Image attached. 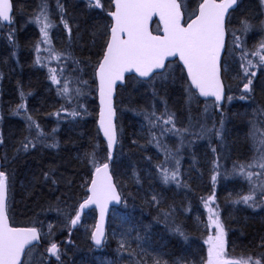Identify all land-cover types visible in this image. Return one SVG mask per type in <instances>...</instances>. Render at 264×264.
I'll return each instance as SVG.
<instances>
[{
	"label": "trees",
	"instance_id": "trees-1",
	"mask_svg": "<svg viewBox=\"0 0 264 264\" xmlns=\"http://www.w3.org/2000/svg\"><path fill=\"white\" fill-rule=\"evenodd\" d=\"M70 1L12 0L13 22L0 23V171L8 177V215L12 225L36 227L42 234L23 264H206L205 241L213 229L205 201L213 194L211 206L226 229L227 258L251 257L264 264V200L258 193L264 182V168L258 166L264 152V65L245 50L255 42L250 35L240 50L230 34L237 63H230L226 52L221 106L197 95L177 61L147 81L131 76L118 87V143L110 169L122 204L109 216L102 248L93 246L90 233L79 235L87 214L94 224V210L71 230L70 220L88 195L92 155L98 164L109 159L97 127L95 78L109 33L100 39L90 34L88 17L96 10L92 0ZM259 1H239L230 16V33L236 24L238 35L244 34L243 22L252 23L248 8H259ZM54 3L70 22L81 20L85 30L82 48L73 37L60 55L52 43L59 59L51 61L43 58L41 32L26 22L43 9L58 26L61 11L51 17ZM152 30L159 32L157 23ZM98 40L102 47L93 55ZM248 60L255 65L249 73H256L250 92L244 90L248 77L241 68ZM21 104L25 107L18 108ZM169 115L173 123L165 124ZM164 169L169 174L178 170L177 179L165 182ZM249 195L253 199L243 203L241 198ZM113 231L120 233L115 237ZM50 243L58 244L59 259L48 254Z\"/></svg>",
	"mask_w": 264,
	"mask_h": 264
},
{
	"label": "snow or ice",
	"instance_id": "snow-or-ice-1",
	"mask_svg": "<svg viewBox=\"0 0 264 264\" xmlns=\"http://www.w3.org/2000/svg\"><path fill=\"white\" fill-rule=\"evenodd\" d=\"M261 2L264 3V0ZM113 3L115 11L108 13L113 19V24L103 57L97 68L101 105L99 126L107 139L109 150L117 143V133L113 124L115 112L112 106V95L117 81L122 82L125 79V73L134 71L140 77H150L155 70L167 67L165 64L167 58L178 56L187 69L191 85L198 90L200 96H212L216 101L222 99L223 84L220 78L219 61L225 42V19L228 10L237 3V0H219V2L202 0L198 4V15H195V18L186 26L182 23L181 6L184 0H180L179 3L177 0H113ZM90 6L102 7L103 5L101 0H92ZM12 10L11 0H0V23L13 22ZM153 16H158L163 24V35H153L149 31V21ZM36 21L42 24L40 31L45 41L50 42L47 30L53 25L43 9L36 17ZM243 23V30L249 31L252 26L247 21ZM64 27L71 31L67 22H64ZM260 50H264V40L260 41L258 50L252 53L258 55L260 63L264 65V54H261ZM246 55L247 53H244V57ZM55 58L59 59V55L57 54ZM250 66H255L251 60H248L246 65L241 64L244 75L248 77L244 84V90L247 92L251 91L250 86L253 82L251 77L256 75L255 72L249 73ZM50 71L55 73L54 69ZM51 79L56 84L60 83L55 74L51 75ZM62 91L64 93L69 91L67 83ZM21 95L23 96V93ZM24 107L23 104L18 106V108ZM28 120L31 121L32 117L29 116ZM164 123H173V115H169ZM36 127L39 128V125ZM260 143L264 145V140ZM23 147L27 150L29 145L24 144ZM110 157L111 152H109ZM91 163L95 168V175L88 189L91 195L80 205V210L70 220V224L73 227L76 226L80 221V211L95 204L100 209L101 223L96 226L92 239L100 245L104 236L102 224L107 205L109 201H119V195L109 173V164H98L94 154ZM252 166V164L248 165V167ZM258 166L264 168V152L261 154ZM244 167V165L240 166L241 174L244 173ZM177 175L178 170L169 174L167 169H164L165 182L170 179L176 180ZM252 175L251 172L247 173L249 180ZM212 180L215 182V175ZM7 182L6 173L0 171V264H21V256L26 246L38 240L39 233L34 227L15 228L9 225L6 213ZM241 199L243 203L248 204L253 197L249 195ZM214 200L213 194L205 201V208L209 213L208 226L215 229V234L209 235L205 241L208 244L206 264H260L259 259L252 262L251 257L227 258L225 229L219 212L211 206ZM47 251L59 259L56 243H52ZM156 264L160 262L157 261Z\"/></svg>",
	"mask_w": 264,
	"mask_h": 264
},
{
	"label": "rangeland",
	"instance_id": "rangeland-1",
	"mask_svg": "<svg viewBox=\"0 0 264 264\" xmlns=\"http://www.w3.org/2000/svg\"><path fill=\"white\" fill-rule=\"evenodd\" d=\"M199 1L200 0H184V4H182V6L184 9L186 18H190L194 15L196 6H197ZM69 2H71V1L68 0L67 3H69ZM101 3L103 6L96 8V10L92 13V18L88 17L89 25H91L89 32H90V34H92V36H97L98 39H100V36H104L105 34H108L109 28L111 26V23H110L111 20L107 16V12H109L111 10V0H105L104 3L103 2H101ZM259 4H260L259 8H255V10L252 8H248V11L252 17V23L250 24L252 26L251 29L249 31H244V34H242L240 36L237 33L238 29L237 30L235 29V26H236V24H235L234 29L231 32L232 36L234 37L233 40L235 41V42H232V45L235 46V48H238L240 50L245 45V42H248L247 41L248 35H250L253 38L250 41H255V42L252 45L250 42H248V45L249 46L251 45V46L250 47L248 46V48L245 49V50H247L248 53L250 52L251 54L254 51L258 50V45L260 43V40H264V24H262V22H264V3H262L260 0ZM85 5L87 6V4H85ZM67 8H69V10H70L69 5L67 6ZM103 9H106V11L103 12ZM58 11H61V10H59V7L57 6V4L54 3V6L51 7V17L57 18ZM241 11L244 12V8H242ZM103 14H105V16ZM38 15L39 14H37L35 16V18H32L31 20L27 21L26 24L28 23L27 26H35L36 25V27L40 31L42 24L37 23V21H36V17ZM106 16H107V18H106ZM58 18H59L58 26H56L55 24H52L53 26L47 30L49 33L48 39L50 42L45 41L42 33L40 35L42 38L41 39V46L42 47L41 46L40 47H41V49H43V52L45 51V56L43 57V58H45V60H48V59L49 60L51 59V61L56 60V58H55L56 53L52 49L53 45L56 47L58 52L60 51V55H63L66 51V48L69 46V43H70L69 41L73 37H75L78 40L79 48H82V46H83V43L80 40L83 37V31L85 30V28L82 27L81 20L80 21L78 20V22H77V20L71 19L72 21L70 22L68 20L69 16L68 15L66 16L62 11H61ZM64 22H67V24L71 30L70 32L68 29L65 30V33H64V31L61 30L60 24L62 26H64ZM69 23L71 25H69ZM87 24H88V22H87ZM71 26H72V28H71ZM53 28H54V32L53 31L51 32V29H53ZM73 28H74V30H73ZM78 29H81V30H78ZM243 29H244V25H243ZM257 40H259V41L257 42ZM52 43H53V45H52ZM63 47H64V49H63ZM101 47H102V41L98 40V43L96 44V48L93 51V55L96 54L100 50ZM234 51L235 50L232 47V49L230 50V53L227 56V60L230 63L233 62L236 64L237 60L235 59L236 57H235ZM262 51L263 50H260L261 54H262ZM253 56L259 57L258 55H253ZM68 94H70V92ZM258 191H259L258 193L262 194L261 199L264 200V182L260 184V189ZM219 216H220V212H219ZM91 220H93V216L87 214V216H85L84 220L81 222L79 235H81L82 237L87 236L88 233H90V235H91V232H92L93 227H94V224H91ZM220 220H221V216H220ZM221 223L223 224L222 220H221ZM212 229H213L212 235H214L215 229L214 228H212ZM224 229H225V226H224ZM119 233L120 232H118V234ZM111 234L114 235L115 237H117L116 235H118L114 231ZM225 241H226V229H225ZM50 245H51V243H50ZM207 248H208V244H207ZM97 257L100 259L103 258V260H104V253L103 254L102 253L97 254Z\"/></svg>",
	"mask_w": 264,
	"mask_h": 264
},
{
	"label": "water",
	"instance_id": "water-1",
	"mask_svg": "<svg viewBox=\"0 0 264 264\" xmlns=\"http://www.w3.org/2000/svg\"><path fill=\"white\" fill-rule=\"evenodd\" d=\"M11 2H12V0H11ZM177 2L179 3L180 1L177 0ZM217 2H219V0H217ZM238 2H239V0H237V3H236L235 5H233V7L230 8V9L228 10V13H227V15H226V19H225V26H226L227 18H228V16H229L230 12L237 8V6H238ZM12 5H13V2H12ZM181 10H182V7H181ZM112 11H115V5H114V3H113V0H112ZM13 12H14V8H13V10H12L11 15H13ZM110 12H111V11H110ZM182 12H183V10H182ZM108 15H109V14H108ZM197 15H198V13H197ZM109 17H110V19H111V26H112V24H113V19H112V17H111L110 15H109ZM194 18H195V16L192 17L191 19H189V20L187 21V23H190L191 20L194 19ZM155 21L159 24V27H160V31H159L158 33L154 32V31L152 30V26H153V23H154ZM184 21H185V14H184V12H183L182 23H184ZM3 23H4L5 25H9L7 22H3ZM187 23H184V25L186 26ZM148 27H149V31H151L153 35H163V24L159 21V17H158V16H153V17H152V19L149 21V25H148ZM110 29H111V27L109 28V35H108V38H109V36H110ZM226 39H227V30H226V32H225L224 48H223V50L221 51V56H220V61H219V65H220V78H221V82H222V84H223V95H222V99H221L220 101H216V100H215V97H212V96L204 97V96H200V95H199L198 90L195 89L194 86L191 85V81H190V78L188 77L187 69L184 67L183 62L179 59L178 56H176V57H169V58H167L166 61H165L166 66H167V64H168L169 62L177 61V62L180 64V66L183 68V70L185 71V74H186L187 80H188L190 86L192 87V89L196 91L197 95H198L202 100H210V99H213V100H215V102H216L218 105H220V106L224 104L225 97H226V88H225V84H224L223 77H222V58H223V55H224V52H225ZM104 50H105V49H104ZM103 54H104V51H103ZM103 54H102V57H103ZM102 57H101V59H102ZM101 59H100V61H101ZM100 61H99V62H100ZM98 64H99V63H98ZM97 68H98V65H97L96 70H95V78H96V84H97V104H98L97 127H98V129H99V132H100V135H101L103 141H104V142L106 143V145H107V139H106V137L104 136L103 131H102V129H101L100 126H99V120H100V108H101V105H100L99 78H98V76H97ZM165 69H166V68H165ZM165 69H158V70H155V72L153 73V75L150 76V77H140V76L138 75V73H135L134 71H133V72H128V73H125V79H124L122 82H121V81H117L116 85L114 86V91H113V95H112V106H113V109H114V112H115V115H114V117H113V124L115 125L116 133H117V126H116L117 111H116V107H115V98H116V94H117V89H118V87L125 85L126 80H127L128 77L134 76V77H136V78H138V79H140V80H142V81H147V80H149L150 78H152L155 74L161 73V72H163ZM117 143H118V136H117ZM117 143L113 146V148H112L111 150H109L108 145H107L108 152H111V157L108 159V161H106V162H104V163H108V164H109V173H110V175H111V177H112V182H113V184L115 185L116 192H117V194L119 195V201L112 200V201H109V203H108V205H107V209H106V211H105L104 219H103V224H102L104 236H103V238H102V242H101V244H100V245H97V244L95 243V241L92 239V234H93V232L95 231L96 226H97L98 224L101 223L100 209H99L95 204L89 205L88 207H86V208H84L83 210H81V211H80V221H79L78 224H77L76 226H74V227L71 225V230H75V229L78 227V225L80 224V222H81V218H82V217H83L88 211H90V210H94L95 213H96V219H95L94 228H93V230H92V232H91V240H92V244H93V246H94L95 248H97V249L102 248L103 245H104V243H105L106 236H107V226H108L109 216H110L112 210H113L114 208H118V207L122 204V195H121V193L119 192V190H118V188H117V186H116V184H115V180H114V177H113V175H112V173H111V169H110V163L112 162V160H113V158H114V154H115V151H116ZM94 175H95V170H94V172H93V174H92V179L94 178ZM92 179H91V181H92ZM90 187H91V182H90V184H89L88 189H89ZM90 195H91V193L88 191V195H87V197H86V198L80 203V205H81L82 203H84V201H85ZM7 203H8V191H7V194H6V213H7V216H8L9 225H10L11 227H15V228H32L31 226H15V225H12V224H11V221H10V219H9V215H8V207H7ZM80 205H79V207H78V210H80ZM34 228H36V227H34ZM36 229H37V231H38V233H39V239L36 240V241H33L30 245L26 246V248H25V252H24V253L22 254V256H21V264L23 263V260H24V257H25V254H26L27 250H28L29 248L35 246V245H39V244H41V239H42V237H41V232H40V230H39L38 228H36ZM56 244H57V243H56ZM50 246H51V245H50ZM50 246H49V247H50ZM57 246H58V244H57ZM49 247H48V248H49ZM48 248H47V249H48ZM47 252H48V251H47ZM48 254H49L50 256H53V255H51L49 252H48Z\"/></svg>",
	"mask_w": 264,
	"mask_h": 264
},
{
	"label": "flooded vegetation",
	"instance_id": "flooded-vegetation-1",
	"mask_svg": "<svg viewBox=\"0 0 264 264\" xmlns=\"http://www.w3.org/2000/svg\"><path fill=\"white\" fill-rule=\"evenodd\" d=\"M101 2H103V0H101ZM200 2H202V0H200L199 2H198V4L200 3ZM198 4H197V6H196V9H195V13H194V15L192 16V17H194L195 15H197V13H198ZM94 7V6H93ZM96 8H99V7H96ZM237 9V8H236ZM235 9V10H236ZM234 11V10H233ZM233 11H231L230 12V14H229V16H228V19H227V24H226V29H227V40H226V49H225V52H224V56H225V54H226V52H228L227 54H229L230 53V50H231V47H230V43L232 42L231 41V33H230V16H231V13L233 12ZM108 16V15H107ZM192 17H190V18H186L185 17V21H184V23H187V21L189 20V19H191ZM110 23H111V21H110ZM157 22H154L153 24H156ZM158 24V23H157ZM158 26H159V24H158ZM224 58V57H223ZM223 63V62H222Z\"/></svg>",
	"mask_w": 264,
	"mask_h": 264
}]
</instances>
